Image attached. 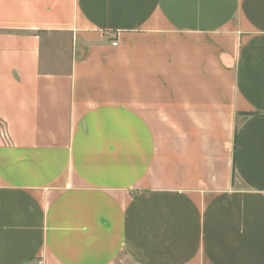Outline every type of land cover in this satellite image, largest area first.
Listing matches in <instances>:
<instances>
[{
    "label": "crops",
    "instance_id": "1",
    "mask_svg": "<svg viewBox=\"0 0 264 264\" xmlns=\"http://www.w3.org/2000/svg\"><path fill=\"white\" fill-rule=\"evenodd\" d=\"M0 264H264V0H0Z\"/></svg>",
    "mask_w": 264,
    "mask_h": 264
},
{
    "label": "built area",
    "instance_id": "2",
    "mask_svg": "<svg viewBox=\"0 0 264 264\" xmlns=\"http://www.w3.org/2000/svg\"><path fill=\"white\" fill-rule=\"evenodd\" d=\"M112 45L113 46H116L117 45L116 41L112 42Z\"/></svg>",
    "mask_w": 264,
    "mask_h": 264
},
{
    "label": "trees",
    "instance_id": "3",
    "mask_svg": "<svg viewBox=\"0 0 264 264\" xmlns=\"http://www.w3.org/2000/svg\"><path fill=\"white\" fill-rule=\"evenodd\" d=\"M243 116L247 117V116H250V114H242Z\"/></svg>",
    "mask_w": 264,
    "mask_h": 264
}]
</instances>
